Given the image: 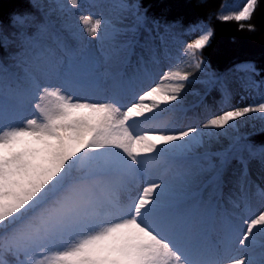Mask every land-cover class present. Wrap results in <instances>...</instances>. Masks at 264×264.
Listing matches in <instances>:
<instances>
[{"label": "snow or ice", "instance_id": "1", "mask_svg": "<svg viewBox=\"0 0 264 264\" xmlns=\"http://www.w3.org/2000/svg\"><path fill=\"white\" fill-rule=\"evenodd\" d=\"M69 3L79 7L78 0ZM258 3L246 0L239 11L218 18L243 29ZM127 8L123 23L112 25L114 37L132 15L130 3ZM139 17L137 10L133 19ZM19 23L23 28L25 21ZM80 23L100 39L111 22L90 13ZM247 28L255 30L250 23ZM44 30L23 35L13 67L0 62V264H264V244L252 252L254 230L264 235V211L244 220L243 230L233 224L209 230L196 208L179 206L170 196L161 170L200 143L199 129L137 131L179 100L190 73L169 68L159 83L142 87L122 105L117 97L148 77L150 56L129 45L119 65H101L86 77L73 70L67 44L55 56L40 43ZM212 36L207 28L184 49L197 69L203 60L196 53ZM53 77L61 83L52 84ZM69 88L75 91L67 93ZM100 90L111 98H90ZM25 103L38 115L9 123ZM248 113H264V102L224 111L203 128L225 129ZM142 182L138 195L124 197ZM208 182L219 187L222 174Z\"/></svg>", "mask_w": 264, "mask_h": 264}, {"label": "trees", "instance_id": "2", "mask_svg": "<svg viewBox=\"0 0 264 264\" xmlns=\"http://www.w3.org/2000/svg\"><path fill=\"white\" fill-rule=\"evenodd\" d=\"M115 6L118 22L122 15H127L128 4L132 15L128 17L124 27L136 31L137 49L140 53L153 59L166 60L185 73L198 71L203 76L205 86L216 88L220 93L217 101L219 113L213 106L204 103L196 118L181 117V114H160V119L152 123H141L137 128L145 130L160 129L180 131L188 127H203L209 119L227 110H233L232 102L242 96L249 106L264 102V0H259L252 19L241 29L235 21L222 22L221 14L239 11L246 0H105ZM84 0H78L81 6ZM121 5L124 8H121ZM59 4L55 0H0V62L13 67L18 57L23 35L37 33V29L46 26L40 32L41 44L52 46L58 42V31L53 25V15ZM137 10L139 20L133 19ZM25 21L23 28L19 20ZM131 20V21H130ZM134 21H136L134 23ZM254 25L255 30L249 31L247 24ZM136 24L137 28H131ZM207 28H211L213 36L209 43L196 56L203 60L201 67H195V60L184 52L189 43L196 39ZM106 62L102 54L96 50L78 54L71 61L73 70L86 77L95 76L97 69ZM250 66V67H248ZM254 69V70H251ZM20 71L21 68L15 69ZM163 71H155L154 77L160 78ZM87 82V81H86ZM98 91L94 92L97 93ZM194 104L190 98L189 105ZM32 106V105H31ZM24 106L10 117L9 123L21 120ZM260 121V130L255 133H235L231 126L225 129H213L216 135L224 137L229 146L214 151L211 146L200 153L188 155L181 161L180 171L189 177L198 173L203 177L222 174L223 183L216 187L208 185L203 194L197 198L202 218L213 214L215 229L224 224L246 228L244 220L254 218L264 211V113H252ZM247 164V175L245 163ZM212 168H208V165ZM202 168L204 169L202 171ZM171 198L178 202L177 196ZM242 216V222L236 220ZM257 231V245L264 244V236ZM11 259V258H9Z\"/></svg>", "mask_w": 264, "mask_h": 264}, {"label": "rangeland", "instance_id": "3", "mask_svg": "<svg viewBox=\"0 0 264 264\" xmlns=\"http://www.w3.org/2000/svg\"><path fill=\"white\" fill-rule=\"evenodd\" d=\"M55 1L59 4L57 12L53 15V24L58 31V42L55 45L50 46L54 50L55 56H62L64 54L62 51V45L64 44H67L68 48L72 52V56L69 58L70 61L75 55L84 51L96 50L105 58L106 62L103 66L107 68L120 64L124 58V53L129 49V45L135 48L137 55L140 54L136 48V32L128 31L124 27H121L119 29L121 35L119 37L113 36L112 25L118 23L117 13L115 8L110 4H106L104 0H85V3L77 8H73L69 3V0ZM90 13L94 15L103 14L105 20L111 22L106 26L107 34L102 35L100 39H93L88 36L87 32L84 30L86 26L80 23L81 17ZM103 31L104 29L102 28V32ZM124 32H127V36L123 35ZM152 61L153 62L148 64L149 75L144 80L143 84L137 83L131 90H128L117 97L122 105L130 103L133 96L138 93L142 87L159 83L160 78H155L153 76L154 71L164 72L169 68L176 69L166 60L153 59ZM129 71H132V69L130 68ZM202 76L203 75L198 71L190 73L189 80L184 82L185 88L182 90L179 100L166 106V110L160 114L162 115L163 113L168 112L181 114V117H190L199 113L201 110L200 107L204 103L212 105L215 112L219 113L217 101L220 98V93L217 89L205 86L202 83ZM50 82L52 84L61 83V81L55 77H53ZM165 83L167 84L170 82L166 81ZM73 91L75 90L71 88L66 90L67 93H71ZM76 95L77 98H84L83 93L77 92ZM90 98L95 100H105L111 98V94L100 90L97 94H90ZM190 98L194 99L193 106L189 105ZM24 106H27L24 111V117L19 121H15L13 124L19 125L25 119L38 115L35 109L28 103H25ZM232 106L233 109L243 108L249 106V103L242 96H238L233 100ZM197 115L198 114H196L195 117H197ZM260 127V121L255 119L252 113H248L244 117L234 121L232 131L235 133L245 132L251 134L259 131ZM198 129V139L200 140V143L196 144L191 152L184 153L182 155L183 157L200 153L204 148L208 147V145L211 146L214 151H218L229 146L228 141L224 137L216 135L213 129H205L203 127H199ZM141 131H143V129H141ZM179 167L180 163L170 161L167 166L162 168L160 174L163 175L165 181L171 184L170 196L176 195L182 199V201L177 205L182 207H194L200 213L197 204H195L194 201L199 194L204 192L209 183V176L203 177L198 173H192L189 177H187L180 172ZM142 187L143 182L130 193H125L124 197L127 198L128 195L133 197L138 195L139 190ZM200 217L209 230L215 229V218L213 214L207 215L206 218L203 219L200 213ZM238 222H242V216H239L236 220V223ZM258 250H261L260 245H257L254 251Z\"/></svg>", "mask_w": 264, "mask_h": 264}]
</instances>
